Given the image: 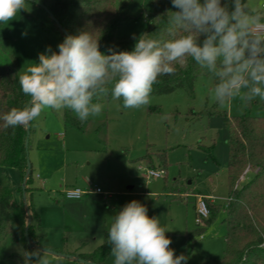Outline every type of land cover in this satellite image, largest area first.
<instances>
[{
	"label": "rangeland",
	"instance_id": "rangeland-1",
	"mask_svg": "<svg viewBox=\"0 0 264 264\" xmlns=\"http://www.w3.org/2000/svg\"><path fill=\"white\" fill-rule=\"evenodd\" d=\"M121 2L127 5L131 19L119 25L117 36L129 41L124 51H131L136 38L146 31L149 0H116L117 5ZM245 3L264 17V0ZM28 4L14 20L3 23L0 40V65H17L19 76L38 62L39 53L49 46L58 51L60 43L59 31L46 10L36 2L28 0ZM214 86L211 76L201 74L192 95L184 89L154 95L147 106L136 109H123L119 100L102 97L98 102L103 105L101 114L90 117L83 130L65 127V109L43 111L32 121L28 147L32 173L27 182L18 168L0 166V186L7 185L12 194L10 215L25 204V186L31 223L41 235L40 246L68 255L90 254L102 245L116 212L138 200L150 217L159 219L172 240L170 247L177 256L187 257V264L222 257L226 212L219 211L208 224L204 220L197 224L200 201L207 205L208 198L224 204L229 197V131L224 116L211 112L264 116V101L256 98L245 107L233 100L221 106L210 95ZM162 152L167 160L165 174L148 179V169L165 168L159 158ZM257 171L246 166L236 184L249 182ZM72 186L87 193L81 199H68L64 193ZM202 226V234L188 237L189 231ZM42 253L49 264H88L73 255ZM24 254L9 232L0 243V264H20ZM106 260L114 264L110 254Z\"/></svg>",
	"mask_w": 264,
	"mask_h": 264
},
{
	"label": "clouds",
	"instance_id": "clouds-1",
	"mask_svg": "<svg viewBox=\"0 0 264 264\" xmlns=\"http://www.w3.org/2000/svg\"><path fill=\"white\" fill-rule=\"evenodd\" d=\"M39 2V0H37ZM166 40L141 34L131 51L110 54L100 50L90 31L67 35L58 51L49 46L19 76L22 92L30 100L0 116L4 127H26L45 110H71L81 123L101 114L94 100L109 94L124 108L150 103L159 77L174 75V65L189 59L211 73L210 90L219 105L239 100L247 106L264 101V17L254 14L244 0H170ZM28 0H0V23H9ZM167 119V117H163ZM155 216L138 200L126 203L112 218L106 243L114 264H187L177 256L172 240ZM34 264H49L42 251L28 255Z\"/></svg>",
	"mask_w": 264,
	"mask_h": 264
},
{
	"label": "trees",
	"instance_id": "trees-1",
	"mask_svg": "<svg viewBox=\"0 0 264 264\" xmlns=\"http://www.w3.org/2000/svg\"><path fill=\"white\" fill-rule=\"evenodd\" d=\"M29 1L46 7L50 15L55 18L53 22L59 31L60 43L67 35H75L86 30L90 31L95 38H99L100 50L105 54H110L109 49L116 52L124 51L129 45V41L117 36L119 25L131 19L127 5L122 2L117 5L116 0ZM167 10H175L172 9L170 0H149L145 33L161 40L170 38L167 34V21L171 13H167ZM3 30L4 24L0 23V40L3 37ZM174 67H176L174 75H164L158 78L159 83L153 85L151 96L172 93L179 89H184L192 95L197 77L201 74L211 76L214 84L216 83L211 73L201 69L191 59L185 66L177 64ZM106 97L110 98L111 95ZM29 100L30 97L22 92L19 84V67L17 65H0V116L13 107L22 108ZM101 100L102 97L94 102ZM119 102L123 109H127L123 107L122 100ZM253 103L255 101L249 105ZM218 112L224 116L225 125L229 131V197L224 204H217L205 198L211 217L204 220V225L208 224L219 211L226 212V249L222 257H207L203 264H264V116L250 113L242 116H230L226 111L220 112L216 109H213L211 113ZM63 120L66 128L80 130H83L88 123V120L81 123L76 115L68 109L64 110ZM30 125L32 130V122ZM26 128L27 126L6 128L4 121L0 119V166L18 168L23 179L28 162L25 147ZM147 158L151 162L150 156ZM159 158L166 171L165 154L159 153ZM246 166L251 169L258 168V171L252 180L236 187V182ZM11 205L10 188L7 185L0 186V243L9 232H12L17 243L25 251L24 256L20 258V264H34V258L30 260L28 255L37 249L29 248L27 245L25 205L23 204L14 216L9 213ZM37 221L39 222V217ZM197 224L201 225L199 222ZM204 229L202 226L189 231L188 237L194 238L196 235L202 234ZM28 235L33 245L40 246V235L35 224L30 223ZM106 240L107 232L104 234L102 245L94 252L71 255L97 264H108L106 259L111 253V246L106 243Z\"/></svg>",
	"mask_w": 264,
	"mask_h": 264
},
{
	"label": "water",
	"instance_id": "water-1",
	"mask_svg": "<svg viewBox=\"0 0 264 264\" xmlns=\"http://www.w3.org/2000/svg\"><path fill=\"white\" fill-rule=\"evenodd\" d=\"M46 12L49 14V16L51 17V19L53 21H55V18L52 17L48 11V9L46 7H43ZM27 134H26V140H25V147H26V153H27V159H28V162H27V169H26V174H25V177H24V184L27 182L29 176L31 175V163L29 162V158H28V147H29V138H30V133H31V125L27 126ZM25 189L26 187L23 186V196H24V200H25V211H26V215H27V223H26V240H27V245L29 248H36L37 250H41V251H44V252H48V253H53V254H56V255H59V256H64V257H72L71 255H68V254H64L63 252H60V251H57V250H54V249H51V248H44V247H41L39 245L35 246L32 244V242L30 241L29 239V235H28V230H29V225L31 223V212H30V209H29V206L28 204L26 203V196H25ZM77 260L81 261V262H84V263H88V264H97L95 262H91V261H87V260H84V259H81V258H77Z\"/></svg>",
	"mask_w": 264,
	"mask_h": 264
},
{
	"label": "built area",
	"instance_id": "built-area-1",
	"mask_svg": "<svg viewBox=\"0 0 264 264\" xmlns=\"http://www.w3.org/2000/svg\"><path fill=\"white\" fill-rule=\"evenodd\" d=\"M249 171V169H247L244 173V175L241 176V179H244L245 174ZM165 174V170L161 169V168H150L148 169L147 173H146V177L148 179H152L154 177H160L162 175ZM242 181V180H241ZM236 187L239 186V183H237L235 185ZM97 192H100V189L97 188L96 189ZM87 193L86 190H83L79 187H72L70 189H67L64 193L66 198H70V199H81L85 194ZM198 215L200 220L198 221L199 223H201L203 220L207 219L210 215V210L208 208V206L206 205V203L204 201H200V203L198 204ZM202 220V221H201Z\"/></svg>",
	"mask_w": 264,
	"mask_h": 264
},
{
	"label": "crops",
	"instance_id": "crops-1",
	"mask_svg": "<svg viewBox=\"0 0 264 264\" xmlns=\"http://www.w3.org/2000/svg\"><path fill=\"white\" fill-rule=\"evenodd\" d=\"M72 187H76V186H72ZM198 196H201L200 194H197ZM196 195V196H197ZM198 198V197H197ZM68 199H70V198H68ZM105 232H107V231H105ZM39 234V233H38ZM105 234V233H104ZM40 235V234H39ZM41 236V235H40ZM40 239V238H39ZM39 242H40V240H39Z\"/></svg>",
	"mask_w": 264,
	"mask_h": 264
}]
</instances>
